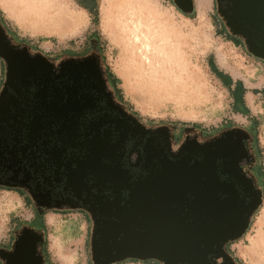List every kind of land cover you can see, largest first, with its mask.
Instances as JSON below:
<instances>
[{
  "label": "water",
  "instance_id": "obj_1",
  "mask_svg": "<svg viewBox=\"0 0 264 264\" xmlns=\"http://www.w3.org/2000/svg\"><path fill=\"white\" fill-rule=\"evenodd\" d=\"M171 1L184 15L194 11V0ZM214 2L229 35L239 38L248 54L264 62V0ZM12 42L0 22V58L6 65L0 124L11 118L9 108L14 104L6 98L7 88L27 87L31 77L42 114L33 113L25 127L26 139L50 136L58 140L60 150L49 155L51 161L59 160L67 149L84 151L67 168L61 167L76 201L69 208L83 209L92 221V264L127 260L238 264L227 245L246 234L263 200L258 179L249 170L256 156L246 129L226 128L201 142L187 139L175 152L169 145L158 149L150 138L142 154L137 152L134 161L126 162L122 139L112 142L111 131H101L96 123L81 133L73 117L66 115V110L74 108L72 101L61 104L57 95L46 100L52 64L39 52L31 57L26 45L16 50ZM52 125L58 128L50 130ZM162 129L167 128L158 130ZM52 208L59 207H47ZM44 241L43 230L21 226L10 248L0 249L1 264H46Z\"/></svg>",
  "mask_w": 264,
  "mask_h": 264
},
{
  "label": "rangeland",
  "instance_id": "obj_2",
  "mask_svg": "<svg viewBox=\"0 0 264 264\" xmlns=\"http://www.w3.org/2000/svg\"><path fill=\"white\" fill-rule=\"evenodd\" d=\"M70 1L76 10L81 9L80 4L93 7L96 3L98 6L97 24L92 23V16H90L91 25L88 31L76 36L72 43L66 44L64 41L59 42L57 40L53 45L41 43L38 49L49 53L47 57L53 59L51 54L67 49L76 50L90 37L99 39L105 59L104 64L118 78L123 101L134 112H137L143 120H153L155 123L182 122L195 124L200 129L210 130L213 134L226 128L241 127L246 129L253 139L254 132L257 131L261 155L260 158L256 155V171L260 174L261 164L264 169V93L261 96L256 93L251 97V101L247 102L250 109L247 118L240 113H236L235 108L241 111H244V109L239 103H237V106L233 105L231 94L216 79L211 63H215L220 70L226 73L243 77L251 83L252 87L261 88L264 83V62L248 54L245 48L235 46L226 40L224 30L220 31L224 26L216 13L215 2L213 6L211 3L204 4L207 10L206 14L203 10L200 13L199 11L196 12L194 8L193 13L184 15L176 9L171 0H154L179 22L184 23L191 29L203 31L204 38L202 40L204 42L195 44L189 50L188 56L190 62L198 68L200 74L207 80L211 92L205 93L201 88H175L171 91L156 89L151 87L146 80L133 78L132 74L127 71L124 50L119 47L112 34L102 27L105 0ZM82 12L85 13L83 9ZM0 17L2 18L1 15ZM15 26L17 25L15 24ZM18 30L20 29L18 28ZM207 95L209 99L205 101L208 98ZM252 119H257V128L252 127ZM175 131L174 136L178 139L182 132L181 128L176 126ZM207 134L204 132L203 136H207ZM263 209L264 197L260 208L251 220L246 234L229 247V250L238 256L237 246H242L241 248L244 249L242 253L245 257H238L243 264H254L250 249L254 244L255 233L259 231L257 222ZM32 216L31 207L24 205L22 198L16 193L0 191V249L6 250L11 246L14 231L18 230L23 223L30 221ZM43 222L47 254L51 264H92L87 233L89 224H86L80 218V215L75 212L66 214L48 213L44 216ZM118 264L144 263L124 261Z\"/></svg>",
  "mask_w": 264,
  "mask_h": 264
},
{
  "label": "flooded vegetation",
  "instance_id": "obj_3",
  "mask_svg": "<svg viewBox=\"0 0 264 264\" xmlns=\"http://www.w3.org/2000/svg\"><path fill=\"white\" fill-rule=\"evenodd\" d=\"M0 22L8 35L13 38L12 44L16 45V50L26 45L29 47L27 53L31 57L39 52L52 64L46 100L49 101L53 95H57L62 99L61 104L72 101L74 108H77L66 110V115L73 117L81 133L87 125L96 123L101 125V131H111L112 142L118 138L122 139L126 162L129 159L134 161L137 158V152L142 154L150 138H153L152 145L158 146V149L169 145L171 151L175 152L187 139L201 142L204 138L215 135L197 127L180 126L176 123H149L135 114L119 98L108 76L109 70L104 64L105 59L99 39L90 37L78 49H67L51 54L53 59H50L47 57L49 53L43 52L38 47L35 48L31 42L18 39L1 18ZM230 42L244 48L239 38L232 39ZM5 79L6 65L0 58V91ZM28 81L30 85L27 87L17 84V90L7 88L6 98L14 104L9 108L11 118L0 124V191L16 193L22 198L24 205L31 207L32 219L21 226L44 231L42 222L46 214L75 212L86 224H89L87 233L90 237L92 221L89 214L83 209L69 208L76 201L66 187L65 172L61 167L67 168L70 161L77 156H83L84 151L80 148L67 149L59 160L54 158L52 162L49 155L54 154L57 149L60 150L58 140L50 136L38 140L36 138L31 142L26 139L25 127L32 119L33 113L38 116L42 114L40 108L38 109L39 99L36 98L38 89L31 77ZM133 117L138 120V123ZM176 126H179L182 131L178 139L174 136ZM163 127L167 129L158 130ZM57 128V125H52L50 130L55 131ZM204 132L208 133L207 136H203ZM251 148L256 156L253 138ZM249 170L257 174L256 164L254 167H249ZM48 206L59 208L47 209ZM16 231L17 229L14 232ZM45 244L46 239L43 247ZM149 264L158 263L150 261Z\"/></svg>",
  "mask_w": 264,
  "mask_h": 264
},
{
  "label": "bare ground",
  "instance_id": "obj_4",
  "mask_svg": "<svg viewBox=\"0 0 264 264\" xmlns=\"http://www.w3.org/2000/svg\"><path fill=\"white\" fill-rule=\"evenodd\" d=\"M0 3L19 25L34 31L76 30L85 21L82 10H76L68 0ZM204 3L198 2L199 13ZM103 14L102 27L124 50L127 71L133 78L146 80L156 89L201 88L205 93L211 92L207 80L188 56L195 44L204 42L202 30L179 22L154 0H105ZM257 226L259 231L250 250L254 264H264V209Z\"/></svg>",
  "mask_w": 264,
  "mask_h": 264
},
{
  "label": "crops",
  "instance_id": "obj_5",
  "mask_svg": "<svg viewBox=\"0 0 264 264\" xmlns=\"http://www.w3.org/2000/svg\"><path fill=\"white\" fill-rule=\"evenodd\" d=\"M69 3L74 6L70 0H68ZM195 1V11L198 12V2L200 0H194ZM205 3L204 4H208L211 3V5L213 6L214 4V0H204ZM81 7V6H80ZM0 15L4 18V20L6 21L7 25L9 26V28L11 29V31L15 32V34L17 35V37L26 39L31 41L32 43H36L38 44V47L41 43H46V45H53V43L55 41H59V42H66V44L68 43H72L74 38L76 36H79L81 33H85L88 31L90 25H91V18H90V14L87 12V10L83 9L81 7L78 8L79 10H84L86 13V21L83 25H81L80 27H78L76 30H72V29H68L65 31H34V30H30V29H24L22 28L18 22L16 21L15 18H13L1 5L0 3ZM204 14L207 13L206 8H203ZM84 13V14H85ZM14 23V24H13ZM15 24L17 26H15ZM18 28L20 30H18ZM48 34V35H47ZM45 35V36H44ZM68 48V47H67ZM216 69H218L219 72L222 73V76L215 74L216 79L219 81V83L226 89H228L229 93L231 94L232 98H233V105L237 106L238 103V99L241 95V91L239 90V87L242 88L244 90V93L242 94V98L244 101V106L248 109V111L250 112V109L247 105V102L251 101V97H253L254 95H256L255 93L257 92L258 95H262L260 92L264 90V83L262 85V87H252L251 83L244 79L241 76L238 75H231L229 73H226L222 70L219 69V67H217V65L214 63ZM237 82V86L235 85V83ZM264 82V80H263ZM242 107V106H241ZM243 108V107H242ZM235 111H237L236 113H240L241 115L245 116L247 118V116L244 114V111H241L240 109H236ZM248 115V114H247ZM241 245L237 246L236 252L238 253V256L244 258V254L242 253L244 251V249L241 248ZM234 253V252H233ZM235 253H234V257H236L237 259L240 260V258L238 257ZM242 262V261H241ZM245 262V261H244ZM243 264V262H242Z\"/></svg>",
  "mask_w": 264,
  "mask_h": 264
},
{
  "label": "trees",
  "instance_id": "obj_6",
  "mask_svg": "<svg viewBox=\"0 0 264 264\" xmlns=\"http://www.w3.org/2000/svg\"><path fill=\"white\" fill-rule=\"evenodd\" d=\"M80 6H81L83 9L87 10V12L90 14V16H92V23L97 24V22H98V6H97V4L95 3L93 7H87V6L83 5V4H80ZM0 18H1V17H0ZM1 19H2V21H4L5 24H7L3 17H2ZM223 30H224V34H225V37H226V40H227V41H231L232 39H235V40L237 39L236 37H233V36L229 35V33H227V30H226L225 27H223V29H221L220 31H223ZM13 33L15 34V32H13ZM17 38L20 39V40H23V41L31 42V41H29V40H26V39H23V38H20V37H17ZM31 43H32V42H31ZM32 45H33L35 48L38 47V44H36V43H32ZM234 45H235V46H238V44H234ZM210 60H211V59H210ZM211 66H212V68H213V70H214V73H216V74L222 76V73L219 72L218 69H216V67H215V65H214L213 63H211ZM108 70H109V69H108ZM108 76H109V78H110L112 84L114 85V87H115V89H116V91H117V93H118L119 98H120L121 100H123V97H122V94H121V89L119 88V84H120V82H119L118 78H117L113 73H111L110 71L108 72ZM235 85L237 86V82L235 83ZM239 90L241 91V95H240V97H239V99H238V103L243 107L244 112H245L244 114L247 116V114L249 113V111H248V109L244 106V101H243V98H242V94L244 93V90H243L242 88H240V87H239ZM256 93H257V92H256ZM256 93H255V94H256ZM260 93H261V94L264 93V90L261 91ZM123 102L125 103V101H123ZM125 105H126L129 109H131L127 103H125ZM131 110H132V109H131ZM133 112H134V111H133ZM134 113L137 114V115L139 116V114H138L137 112H134ZM145 121H147V122H149V123H153V122H154L153 120H145ZM176 124H179L180 126H186V127L191 126V127H197V128H198V126L195 125V124L182 123V122H180V123H176ZM252 124H253L252 127L257 128V125H258V121H257V119H252ZM208 132H210V130H208ZM253 146H254V150H255V152H256L257 157L260 158L261 151H260V148H259V145H258L257 131L254 132ZM256 175H257V177H258V180H259V184H260V186L262 187V185H263L262 189H263V197H264V169H263V165H262V164H261V171H260V174L257 173ZM42 224L44 225L43 222H42ZM40 225H41V224H40ZM43 225H41V226H43ZM231 244H232V243H230V244L227 245V250L229 251V253H230L232 256H234L233 252L229 250V247H230ZM43 251H44V256H45V258H46V263H47V264H51L50 259H49V256H48V254H47L46 244H45L44 247H43ZM234 259H235V261H236L238 264H239V263L242 264L241 260L237 259L236 257H234ZM132 261H135V260H127V262H132ZM144 263H145V264H149L150 261H145Z\"/></svg>",
  "mask_w": 264,
  "mask_h": 264
}]
</instances>
